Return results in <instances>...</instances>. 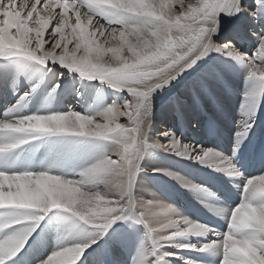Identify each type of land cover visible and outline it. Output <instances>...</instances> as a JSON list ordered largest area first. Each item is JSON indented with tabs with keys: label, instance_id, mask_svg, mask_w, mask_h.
Segmentation results:
<instances>
[{
	"label": "snow or ice",
	"instance_id": "obj_1",
	"mask_svg": "<svg viewBox=\"0 0 264 264\" xmlns=\"http://www.w3.org/2000/svg\"><path fill=\"white\" fill-rule=\"evenodd\" d=\"M0 264H264V0H0Z\"/></svg>",
	"mask_w": 264,
	"mask_h": 264
},
{
	"label": "bare ground",
	"instance_id": "obj_2",
	"mask_svg": "<svg viewBox=\"0 0 264 264\" xmlns=\"http://www.w3.org/2000/svg\"><path fill=\"white\" fill-rule=\"evenodd\" d=\"M162 100H163V97L160 98V100L158 101V104H159L160 102H162ZM73 103H74V101H73ZM233 106H234V101H233ZM160 126H161V122H160V120L158 119V120H157V129H158ZM189 135H192V134L189 133ZM198 135L200 136L201 139H203V135H202V133H201V134H198ZM205 142H208V141H205ZM223 146L226 147V145H223ZM150 163H151V161L146 162V166H147L148 164H150ZM137 191H138V193H140L141 195H145V196L151 195V193H150V191L148 190V188L145 187L143 184L141 185V187H139V188L137 189Z\"/></svg>",
	"mask_w": 264,
	"mask_h": 264
},
{
	"label": "rangeland",
	"instance_id": "obj_3",
	"mask_svg": "<svg viewBox=\"0 0 264 264\" xmlns=\"http://www.w3.org/2000/svg\"><path fill=\"white\" fill-rule=\"evenodd\" d=\"M158 129H159V128H158ZM158 129H157V130H158Z\"/></svg>",
	"mask_w": 264,
	"mask_h": 264
}]
</instances>
